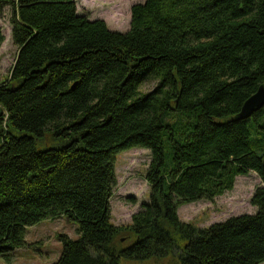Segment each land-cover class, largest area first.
Here are the masks:
<instances>
[{"label": "trees", "instance_id": "obj_1", "mask_svg": "<svg viewBox=\"0 0 264 264\" xmlns=\"http://www.w3.org/2000/svg\"><path fill=\"white\" fill-rule=\"evenodd\" d=\"M6 7L17 53L0 83V257L64 216L77 239L57 235L54 264L264 263V107L234 119L264 86V0H145L125 33L75 0ZM131 148L150 153L149 196L118 227L115 155ZM249 172L254 213L206 228L178 218Z\"/></svg>", "mask_w": 264, "mask_h": 264}, {"label": "rangeland", "instance_id": "obj_2", "mask_svg": "<svg viewBox=\"0 0 264 264\" xmlns=\"http://www.w3.org/2000/svg\"><path fill=\"white\" fill-rule=\"evenodd\" d=\"M145 0H75L79 15H86L90 21L101 20L111 31L125 33L129 30L130 12L134 5ZM10 8L0 15V28L4 42L0 49V83L5 81L14 64L17 48L11 41ZM156 86V81L148 80L140 87L147 93ZM150 162V153L142 148H131L115 155L116 185L110 199L111 223L115 226H128L132 216L142 204L148 202L149 186L145 180ZM260 179L254 172L235 178L233 189L216 197L212 202L197 201L184 204L177 209L178 218L199 228L242 214H252L255 207L250 199ZM76 223L62 216L42 220L27 227L25 244L10 254L8 261L0 257V264H54L62 250L57 235L65 234L77 239ZM264 264V263H262Z\"/></svg>", "mask_w": 264, "mask_h": 264}, {"label": "water", "instance_id": "obj_3", "mask_svg": "<svg viewBox=\"0 0 264 264\" xmlns=\"http://www.w3.org/2000/svg\"><path fill=\"white\" fill-rule=\"evenodd\" d=\"M264 107V86H260L256 93H254L251 97H249L240 113L236 116L237 120H244L249 118L253 112L260 110ZM2 112L0 110V116ZM263 167H264V160H263Z\"/></svg>", "mask_w": 264, "mask_h": 264}, {"label": "bare ground", "instance_id": "obj_4", "mask_svg": "<svg viewBox=\"0 0 264 264\" xmlns=\"http://www.w3.org/2000/svg\"><path fill=\"white\" fill-rule=\"evenodd\" d=\"M243 105H244V104H243ZM242 107H243V106H242ZM241 109H242V108H241ZM0 110H1V109H0ZM240 111H241V110H240ZM239 113H240V112H239ZM239 113H238V114H239ZM238 114H237V115H238ZM237 115H236V116H237ZM236 116L234 117L235 120H237V119H236Z\"/></svg>", "mask_w": 264, "mask_h": 264}]
</instances>
